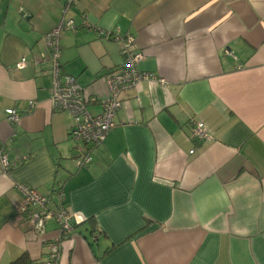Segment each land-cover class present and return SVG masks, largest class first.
Listing matches in <instances>:
<instances>
[{"label":"crops","instance_id":"1","mask_svg":"<svg viewBox=\"0 0 264 264\" xmlns=\"http://www.w3.org/2000/svg\"><path fill=\"white\" fill-rule=\"evenodd\" d=\"M65 2L0 0V145L17 162H0V264H44L58 236L54 220L39 232L18 215L21 184L51 209L58 191L83 219L58 264H264V0H75L63 14ZM62 18L73 28L56 61L96 97L92 113L123 64L121 40L102 32L131 36L136 69L164 80L120 93L115 126L80 167L86 146L50 103L44 34ZM193 120L209 140L192 137Z\"/></svg>","mask_w":264,"mask_h":264},{"label":"built area","instance_id":"2","mask_svg":"<svg viewBox=\"0 0 264 264\" xmlns=\"http://www.w3.org/2000/svg\"><path fill=\"white\" fill-rule=\"evenodd\" d=\"M75 0H66L63 14ZM85 26H90L83 20ZM73 28L71 19L63 20L44 34L46 45L51 51L53 60L52 86L50 103L53 109L64 110L72 118L69 128V136L76 143L86 146V152L76 158L78 167L84 166L92 161L91 150L101 144L107 137L109 131L115 126L114 116L121 107L120 93L125 89L134 88L142 80H157L163 83L162 78H155L147 72H139L136 65L144 58L141 49L132 47L134 40L131 36L121 37L119 30L102 32L106 38L113 37L121 40L120 54L123 57L122 68L109 73L105 78L107 95L99 99V111L92 113L87 105L95 101V96L85 94L84 88L78 83L76 78L68 74H62L59 70L56 58L58 56V38L63 29ZM44 57V55H43ZM27 63L25 57L16 62L15 66L22 69ZM35 106L33 100L29 101V111ZM6 118L11 124L18 123L20 114L14 108L5 109ZM192 137L198 142L209 140L210 136L203 122L191 121ZM193 152V149L190 150ZM0 162L4 170L15 167L17 162L8 160L5 149L0 145ZM20 197L16 202V210L19 216L29 224L34 230H43L44 222L52 219L57 224L58 236L50 242L49 257L44 264H58L60 254V242L64 237L73 233L74 225L83 222L81 216L71 214L68 210L64 197L56 192L57 207H48L49 197L40 194L34 188L27 185H18Z\"/></svg>","mask_w":264,"mask_h":264},{"label":"trees","instance_id":"3","mask_svg":"<svg viewBox=\"0 0 264 264\" xmlns=\"http://www.w3.org/2000/svg\"><path fill=\"white\" fill-rule=\"evenodd\" d=\"M19 261H21V257L14 260L13 262H11L10 264H19Z\"/></svg>","mask_w":264,"mask_h":264}]
</instances>
